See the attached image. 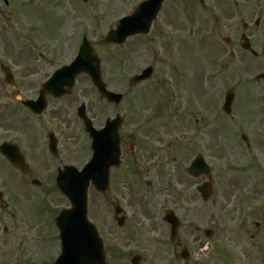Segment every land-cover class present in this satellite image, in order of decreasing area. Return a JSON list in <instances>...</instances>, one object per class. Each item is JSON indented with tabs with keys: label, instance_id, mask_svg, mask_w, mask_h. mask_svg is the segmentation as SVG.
<instances>
[{
	"label": "rangeland",
	"instance_id": "obj_1",
	"mask_svg": "<svg viewBox=\"0 0 264 264\" xmlns=\"http://www.w3.org/2000/svg\"><path fill=\"white\" fill-rule=\"evenodd\" d=\"M8 1L9 6L5 0L0 1V46L8 58L14 56L21 62L24 97L30 95L32 84L36 89L45 79L42 73H36L35 50L46 48V59L57 60L56 67L48 70L53 72L72 60L83 35L101 58L109 89L125 94L118 108L111 106L100 98L90 78L82 76L70 99L77 105L70 112L68 141L86 142L84 154H74L69 159L79 167L92 155L90 139L77 118L79 104H87L98 128L117 112L126 118L122 130L127 147L124 167L113 173L111 192L106 197L90 190L89 218L101 234L107 238L116 231L114 210L118 204L128 210L129 216L133 213L141 219L143 212L150 219L144 220L145 232L161 233L162 200L168 195L172 203L181 195L177 207L184 220L181 239L191 252L190 259L181 260V264L213 261L206 250L207 237L192 229V222L199 227L214 226L210 249L215 250L214 258L222 264L225 247L220 238L226 230L223 204L243 202L257 190L259 200H264V81L254 80L264 72V58L254 61L241 56L238 64L230 61L218 45L214 46L217 57L210 61L208 23L193 0H168L150 34L134 37L122 46L106 44L103 39L141 0H34L32 4H27L29 0ZM148 66L154 67L153 76L131 87L130 79ZM228 91L236 94L231 115L222 110ZM32 94L31 98L36 96L35 90ZM37 125L38 121L24 114V138H47L45 129ZM131 141L140 144L134 161L128 164ZM198 152L206 155L214 167L215 187L208 204L202 203L196 193V186L206 178L194 179L187 173V166ZM55 197L50 203L53 211L67 204ZM255 199L252 196L248 200ZM153 212L157 214L155 232L150 224ZM40 219L41 216L33 253L53 258L59 251L60 243L55 237L58 230L52 223L43 225ZM151 248L162 252L155 244ZM28 259L29 262L31 258ZM44 259L40 264H46ZM155 259L159 261L160 257Z\"/></svg>",
	"mask_w": 264,
	"mask_h": 264
},
{
	"label": "flooded vegetation",
	"instance_id": "obj_2",
	"mask_svg": "<svg viewBox=\"0 0 264 264\" xmlns=\"http://www.w3.org/2000/svg\"><path fill=\"white\" fill-rule=\"evenodd\" d=\"M197 1L207 17L212 44L217 45L222 41V50L232 62L241 63V56L254 61L263 60L264 0ZM40 55L41 58H37L36 73H42L48 79L52 74L48 70L56 67L58 62L52 57L46 59L44 53ZM212 55L214 57V53ZM39 60L42 62L39 63ZM20 63L14 56L8 58L0 46V264H40L42 258L47 259L48 256L44 254L33 253L39 215L41 212L45 215L51 212L50 203L54 196L67 201L56 185L57 173L65 165L71 164V156L84 154L86 147L85 141H68L70 112L77 105L76 100L72 102L70 99L76 92L59 98L48 95L47 108L41 115L30 112L22 102L24 98H30L36 89H33L35 86L32 84L33 87H29H32L30 95L24 97ZM24 114L38 121L37 126L45 129L47 138H24ZM33 128L36 129V122ZM137 143L131 141L129 145L132 149L128 164L137 155ZM126 148H123V152ZM210 179L213 185V175ZM252 196L256 199L248 200ZM252 196L243 202H225L222 206L226 222L224 237L220 238L225 247L222 264H264V202L259 201L258 194ZM114 199L118 200L116 196ZM179 199L169 203L168 207H175L180 216L177 210L180 207ZM164 207H167L165 202ZM122 215L126 217L123 225L117 226L116 231L113 230L107 238L105 236L109 264H159V261L160 264H181V252L186 245L180 234L172 238L170 225L162 222L161 233L150 235L145 232L144 222H150V219L143 213L141 219L134 217L133 213L128 219L124 211ZM155 220L150 223L153 226L152 232L157 229ZM207 243L206 250L213 260L212 264H220V259L214 258L215 250L210 249L212 244L210 241ZM152 244L161 248L162 252H156L151 248ZM29 257L31 260L28 262ZM157 257H160L159 261L155 259Z\"/></svg>",
	"mask_w": 264,
	"mask_h": 264
},
{
	"label": "water",
	"instance_id": "obj_3",
	"mask_svg": "<svg viewBox=\"0 0 264 264\" xmlns=\"http://www.w3.org/2000/svg\"><path fill=\"white\" fill-rule=\"evenodd\" d=\"M163 1L149 0L143 3L133 15L120 22L117 31L110 32L106 42L121 44L130 36L148 33ZM83 72L91 76L93 83L98 87L103 97L116 104L121 102V95L113 94L106 89L102 80L100 60L93 54L90 43L85 41L77 60L71 66L64 67L57 72L55 77L45 86L46 91L44 90L40 100L38 102L27 101L24 102V105L33 111H41L42 107L37 108L41 106V99L48 92L55 95H62L64 92L71 93L77 76ZM150 75L151 70L148 69L142 76L136 77L135 81L145 80ZM65 88H68L67 91ZM232 101L233 96L231 95L226 101L228 110ZM79 116L84 120L86 130L94 140V157L82 172L73 169L70 172L62 173L58 179L59 186L72 203V208L64 210L58 218L63 241V253L56 264H106L103 241L96 227L88 219V190L92 184L98 192L103 194L108 192L110 170L113 166L118 167L121 164L120 129L123 120L118 117L114 121H109L103 131L97 132L86 116L84 105L79 109ZM190 167L189 171L195 177L209 172V167L200 157ZM207 186L203 185L199 188L203 195L209 193ZM168 221L172 223L175 233L178 228L177 221L171 218H168Z\"/></svg>",
	"mask_w": 264,
	"mask_h": 264
}]
</instances>
